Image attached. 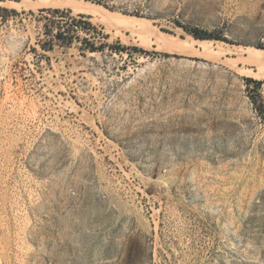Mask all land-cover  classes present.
<instances>
[{
  "label": "rangeland",
  "instance_id": "obj_1",
  "mask_svg": "<svg viewBox=\"0 0 264 264\" xmlns=\"http://www.w3.org/2000/svg\"><path fill=\"white\" fill-rule=\"evenodd\" d=\"M103 1L0 0V264H264V69L212 51L264 50V0ZM47 8L94 28L48 49Z\"/></svg>",
  "mask_w": 264,
  "mask_h": 264
},
{
  "label": "bare ground",
  "instance_id": "obj_2",
  "mask_svg": "<svg viewBox=\"0 0 264 264\" xmlns=\"http://www.w3.org/2000/svg\"><path fill=\"white\" fill-rule=\"evenodd\" d=\"M12 1V0H11ZM27 2H29L31 5H41L42 3L44 4H48V5H53V6H61V5H68L69 7L73 8L74 11L76 12H79V13H85V14H88V15H94V16H98V17H102V18H112L113 15H110L111 13H108L107 11L108 10H105V8H103L102 6L96 4V3H93L91 1H88V0H27ZM28 6V4H27ZM40 7V6H39ZM110 12V11H109ZM121 15V14H120ZM115 17H117L118 19L120 18L121 20L123 19V17L121 18L120 16H117V15H114ZM126 16V15H125ZM129 17V16H128ZM114 18V17H113ZM112 18V19H113ZM116 18V20H118ZM125 18V17H124ZM119 19V20H120ZM127 19V17H126ZM125 19V20H126ZM144 19V18H143ZM106 20V19H105ZM104 20V21H105ZM115 20V19H113ZM118 20V23L122 25V23L125 25V21L123 22H119ZM107 21V20H106ZM109 21V19H108ZM128 23L127 24H130L132 26V29L137 33L139 34V39L141 40L140 44H150L151 42H157L159 41L158 43V46L159 47H162L160 46V40H161V37L158 36L156 39L152 38V36H154V32L151 31V30H148V27H150V22L148 20H139V19H135L133 17H129L127 19ZM112 22V21H110ZM114 22V21H113ZM125 22V23H124ZM116 23V22H115ZM117 23V24H118ZM123 26V25H122ZM126 26V25H125ZM124 26V27H125ZM148 30L147 32H149V34H143L144 31ZM132 31V30H131ZM143 31V32H141ZM146 32V33H147ZM136 35V34H135ZM134 41V40H133ZM136 41V40H135ZM162 41V40H161ZM209 41L207 40H199V39H194L192 41V43L194 45H200V46H203V50L204 49H207L206 46H210L207 45ZM162 43V42H161ZM218 43V42H217ZM189 44V43H188ZM213 44V43H212ZM220 44V43H219ZM165 45V44H163ZM191 44H189L190 46ZM193 45V46H194ZM227 45V44H226ZM144 47H146L147 45H143ZM150 46V45H149ZM192 46V45H191ZM212 46V45H211ZM218 46V45H216ZM148 47V46H147ZM158 47V48H159ZM166 47V46H165ZM153 48V46H152ZM192 48H196V47H192ZM157 49V48H155ZM161 49V48H160ZM199 49V48H197ZM210 49V48H209ZM208 50V49H207ZM198 51V50H197ZM209 51V50H208ZM213 52L215 51V53L217 54H232V55H242V54H245V60L247 62H250L256 66L259 67L260 69V72H261V69H264V50H260V49H256V48H253V47H248V48H243L241 46H229V47H225V46H218V48H215L212 50ZM216 55V54H215ZM235 58V57H234ZM244 58V57H243ZM237 64V63H236ZM238 66V65H237ZM236 67V66H235ZM239 69V68H238ZM240 71V70H239ZM244 71V70H243ZM242 71V72H243ZM248 73H251V69H248ZM241 72V71H240ZM254 72V71H253ZM246 73V72H244ZM256 73V72H255ZM258 73V72H257ZM252 74V73H251ZM257 75V74H256ZM258 77V76H256ZM259 78V77H258Z\"/></svg>",
  "mask_w": 264,
  "mask_h": 264
},
{
  "label": "trees",
  "instance_id": "obj_3",
  "mask_svg": "<svg viewBox=\"0 0 264 264\" xmlns=\"http://www.w3.org/2000/svg\"><path fill=\"white\" fill-rule=\"evenodd\" d=\"M91 2H95L98 4H103L106 6L105 2L103 0H88ZM42 12H49L51 13V17H47L49 20V24L46 25L47 31L46 32H53L52 26H55L58 30L56 34H54V38L49 42L48 49H52L54 47V41H57L62 46H69L73 43L74 39H77L78 37L75 34L76 28L82 27L86 31H90L94 28L92 23L87 20L78 19L72 15H70V10H62L59 8L56 9H41ZM82 17H86V15H80ZM57 17L60 19H57ZM82 22L85 24V26H82ZM184 30L191 34L195 39H222V37L216 35L214 32H210L208 30L202 29L200 27H188L185 25H182ZM83 42H85L84 45H82L80 48L82 50L88 49L90 51H100L105 50L106 47L113 48L111 44L108 42L102 41L99 44H96L94 41L89 40L88 37H85L83 39ZM257 47L264 49V45L258 44ZM43 48L46 49V45H43ZM124 50L127 47H121ZM247 81L249 84L254 83L259 88V85L261 84V80L255 79L253 77H247Z\"/></svg>",
  "mask_w": 264,
  "mask_h": 264
}]
</instances>
